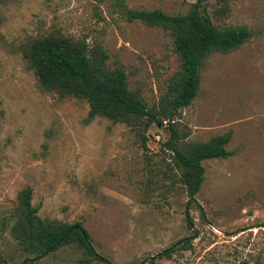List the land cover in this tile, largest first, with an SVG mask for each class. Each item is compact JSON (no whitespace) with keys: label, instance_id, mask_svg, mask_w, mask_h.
Here are the masks:
<instances>
[{"label":"rangeland","instance_id":"obj_1","mask_svg":"<svg viewBox=\"0 0 264 264\" xmlns=\"http://www.w3.org/2000/svg\"><path fill=\"white\" fill-rule=\"evenodd\" d=\"M196 0H0V264H80L65 245L41 258L9 234L18 193L29 187L42 221L80 223L102 260L140 264L194 231L192 247L157 264H264V0H208L219 28L251 37L200 68L196 99L179 111L180 145L232 133L225 159L207 160L195 205L163 144L168 123L128 127L88 121V105L39 91L21 47L47 32L100 45L108 69L122 68L129 91L157 112L180 62L161 27L127 22L122 8L186 14ZM192 220V229L187 218Z\"/></svg>","mask_w":264,"mask_h":264},{"label":"trees","instance_id":"obj_2","mask_svg":"<svg viewBox=\"0 0 264 264\" xmlns=\"http://www.w3.org/2000/svg\"><path fill=\"white\" fill-rule=\"evenodd\" d=\"M207 1L196 0L186 14L177 16L166 15L160 10L121 9L127 22L140 21L149 27H161L172 39L180 71L177 79L170 83L169 92L160 105L159 117L137 92L129 91L122 68H107V55L100 45L90 47L86 40L47 32L29 39L20 50L36 78L39 91L55 94L60 99L85 101L88 105V121L105 118L114 124L128 127L143 125L144 129L153 123L162 125L166 121L171 133L163 147L169 152L171 166L179 174V181L184 186L188 199L187 213L191 205H195V196L204 181L203 162L230 156L226 146L232 133L212 137L206 142L180 145V137L173 126L175 117L196 99L200 68L205 60L212 54L231 53L251 37L245 27H215L203 10V3ZM31 200L32 190L29 187L21 190L17 195L14 212L9 217L12 221L9 234L22 253L37 260L61 246L75 245L87 256L80 264L102 260L80 223L42 221L37 216L39 206H33ZM187 223L192 229L190 217ZM197 236L194 231L190 237L180 239L154 259L147 258L140 264H157L159 258H169L174 252L187 251ZM1 264L6 262L2 259Z\"/></svg>","mask_w":264,"mask_h":264},{"label":"water","instance_id":"obj_3","mask_svg":"<svg viewBox=\"0 0 264 264\" xmlns=\"http://www.w3.org/2000/svg\"><path fill=\"white\" fill-rule=\"evenodd\" d=\"M148 259H149V260H152V259H154V256H151V257H149ZM32 261H35V260H32ZM24 264H25V262H24Z\"/></svg>","mask_w":264,"mask_h":264}]
</instances>
